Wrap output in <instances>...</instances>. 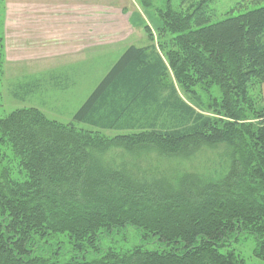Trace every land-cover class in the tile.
<instances>
[{
    "label": "trees",
    "instance_id": "1",
    "mask_svg": "<svg viewBox=\"0 0 264 264\" xmlns=\"http://www.w3.org/2000/svg\"><path fill=\"white\" fill-rule=\"evenodd\" d=\"M140 2L160 46L145 28L152 46L127 48L71 122L0 118V264H244L250 240L264 262V0L220 20L214 0Z\"/></svg>",
    "mask_w": 264,
    "mask_h": 264
},
{
    "label": "rangeland",
    "instance_id": "2",
    "mask_svg": "<svg viewBox=\"0 0 264 264\" xmlns=\"http://www.w3.org/2000/svg\"><path fill=\"white\" fill-rule=\"evenodd\" d=\"M243 2L214 0L211 9L220 20ZM159 26L157 14L140 0H0V118L17 109L37 108L50 120L71 122L126 47L153 43L145 28L160 46ZM170 74L168 82L176 85ZM27 85L32 93L23 95L21 87ZM179 95L190 102L180 89ZM104 134L113 137L120 132ZM220 154V149L208 151L201 165L209 169ZM155 162L154 157H140L133 163L143 167ZM189 164L169 166L189 169ZM240 248L244 264H264L253 256L251 240Z\"/></svg>",
    "mask_w": 264,
    "mask_h": 264
},
{
    "label": "crops",
    "instance_id": "3",
    "mask_svg": "<svg viewBox=\"0 0 264 264\" xmlns=\"http://www.w3.org/2000/svg\"><path fill=\"white\" fill-rule=\"evenodd\" d=\"M131 46H135V47H138V48H142V47H146L147 45H129L128 47H126L125 49H124V51H122L120 54H119V56L116 58V60H115V62L122 56V54L125 52V50L127 49V48H129V47H131ZM114 62V63H115ZM263 95H264V86H263Z\"/></svg>",
    "mask_w": 264,
    "mask_h": 264
}]
</instances>
